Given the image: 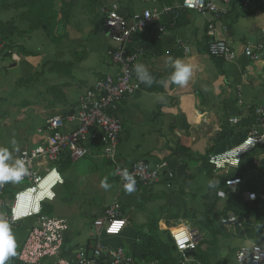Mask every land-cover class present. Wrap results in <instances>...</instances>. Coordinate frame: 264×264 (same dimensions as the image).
Here are the masks:
<instances>
[{"label":"crops","instance_id":"obj_1","mask_svg":"<svg viewBox=\"0 0 264 264\" xmlns=\"http://www.w3.org/2000/svg\"><path fill=\"white\" fill-rule=\"evenodd\" d=\"M25 1L0 0V149H7V158L3 161L7 167L17 165L22 149L43 143V134L38 132V128L43 127L48 118L74 112L79 97L86 89L100 77L117 72V66L108 62L107 51L114 42L106 34L103 22L101 26L92 25L85 35L68 20L60 35L48 37L42 30L34 29L36 26L33 27L32 20L36 16L26 9ZM144 2L150 5L144 6L142 11L150 9L158 12L165 6L179 3L180 0ZM117 5L101 6L99 11L104 15L103 9H116L123 15ZM58 8L51 7V11ZM227 8V12L219 19L212 14L188 10L181 11L177 17L165 15L161 22L166 25V29L160 36L155 35L153 27L151 33L154 36L147 39L150 43L147 41L140 45L139 37L134 38L133 46L144 49L137 64L144 65L149 74L156 73L160 82L162 81V88L147 90L134 73L140 89L125 96L119 106L123 130L119 134L117 161L119 164H128L139 159L153 163L166 161L167 170L172 175L165 173L152 185L141 186L131 192L123 191L120 187L115 190L114 183L118 184L115 167L102 156L101 145L90 139L89 161L83 160L79 171H85L88 166L89 173H93V186L98 188V195L108 197L107 201H99L90 209L94 210L96 218L102 214L105 206L118 200L124 212L122 217L127 223L119 234H104L110 239L106 237V243L103 244L99 239L103 233L95 237L91 224L87 229L74 224L72 229L70 220L73 212L67 206H61V213L53 215L65 218L68 223L61 254L58 258H44L36 264H59L58 259L63 260L62 264H73L77 249L86 247L89 250L96 243L105 247L123 246V243H127L128 248H124L132 254L140 230L149 232L150 227H159L164 232L169 228L171 234L173 229L187 225L199 234L198 243L203 238L208 241L201 247L208 253L210 264H230L229 252L225 255L221 252L230 251L234 247L235 239L230 238L229 234H222L214 226L206 228L201 222L199 225L191 222L193 214H197L199 219L206 212L201 211L203 205L206 208L214 202L209 208V213L213 215L215 211L212 210L223 204L216 194L220 188L217 184L209 187V182H212L211 175L220 176L227 170L218 172L220 170L213 171L210 165L204 167L203 163L208 154L240 142L251 124V118L244 117L248 113L247 108L264 103V9L259 2L248 8L234 4ZM133 12V18L123 16L130 20L141 14L136 15L134 9ZM210 20H213L219 36L225 38L237 53L235 60L223 61L207 53L206 29ZM11 25L18 29L12 35ZM98 32L103 33L107 43L99 39L96 35ZM246 42L254 47L257 43L262 44L258 59L253 60L244 54L243 47ZM183 46H187L189 50L185 51ZM177 59L192 67L191 78L183 86L170 79L171 73L175 71L171 62ZM235 117L243 119L233 124L231 119ZM75 127L76 122H68L65 129ZM220 132L222 138L216 142ZM13 140L17 142L19 151L16 150L17 145H13ZM246 158L253 161L252 168L240 176L241 181L235 186L236 190L264 191V152L259 148ZM60 165L61 163L59 167ZM227 169H230L229 173L238 174L240 165ZM63 171H59L62 178ZM21 183L23 182H9L8 187L0 194V222L9 225L15 240V255L9 256L5 264H11L15 260L19 264H26L19 262L17 255L32 219L13 224L5 221L8 213L6 204L12 199L9 191L16 192L24 187ZM104 183L109 187L102 188ZM55 187V198L48 202L60 199ZM62 201L65 200H60L59 204ZM96 201L95 199L94 202ZM99 206L102 208L98 209ZM259 206L260 202L257 203L258 209ZM83 211L86 213L84 208ZM128 211L134 213L130 214ZM259 214L254 216V226L236 228V232L240 236H253L249 245L258 244L264 247V211ZM223 216L220 214V217ZM23 222L26 223V230L19 234L17 229L22 227ZM202 228L207 231L204 236ZM212 229L217 232L215 241L210 237ZM226 241L229 244L224 251L221 245ZM246 246H236L231 252H237L239 248ZM211 249H215L214 254H211ZM104 264L112 263L107 259ZM231 264L244 263L237 258Z\"/></svg>","mask_w":264,"mask_h":264},{"label":"built area","instance_id":"obj_2","mask_svg":"<svg viewBox=\"0 0 264 264\" xmlns=\"http://www.w3.org/2000/svg\"><path fill=\"white\" fill-rule=\"evenodd\" d=\"M258 2L264 9V0H181L174 5L163 7L158 12L144 9L139 17L130 20L116 9H103V28L114 42V45L107 51V58L109 63L117 66V72L100 77L86 89L79 97L74 112L66 116L48 118L44 126L38 128V132L43 134V143L22 149L18 155L17 162L27 169L26 175L20 182L28 184L16 191L10 203L6 204L8 213L5 221L13 224L32 219L17 255L18 261L36 264L44 258L60 256L68 223L65 218L44 213L42 206L45 201L55 198L53 188L63 182L58 171L59 164L64 160L75 162L91 155L90 139L101 145L102 154L114 165L115 176L123 191H126L125 185L128 183L133 184V190H138L140 186L152 185L165 173L168 176L172 175L167 170L166 161L153 163L139 159L128 164H119L117 161L119 134L123 130L119 106L125 96L140 89L139 83L134 79L133 68L143 55L144 49L133 46L135 36L149 37L153 27L155 35L160 36L166 29L161 18L165 15L177 17L183 10L212 14L219 19L224 16L230 5L248 8ZM206 36V49L211 57L223 61L236 59L237 53L225 38L219 36L213 20H210L207 25ZM183 48L185 51L189 50L187 46ZM261 49V43H257L254 47L246 42L243 52L246 56L256 60L259 58ZM247 111L244 117L248 119L251 116L252 123L244 138L231 147L208 154L207 162L213 171L236 168L246 155L258 147L264 148V103L249 106ZM242 119V117H235L231 119V122L236 124ZM68 122H76V127L66 130L65 126ZM47 178L49 182L46 187L50 193L45 192L37 201L35 198L34 200L28 199L26 196L28 193L37 195L40 190L44 189L41 185ZM240 181L239 177L228 178L225 180V187L232 193H238L244 203L264 202V191L242 190L238 192L235 186ZM8 184L9 182L0 183V194L5 191ZM227 190L218 189L216 194L220 198H226ZM121 210L122 206L118 200L104 207L102 214L92 221L95 237H98L101 232L110 235L119 233L123 229L127 222L122 217ZM253 220L252 215L238 214L233 210L220 217L221 223L236 226L251 223ZM170 235L175 247L177 264H204L194 255L199 240V234L195 229L190 226H180L173 229ZM236 256L244 264H264V247L258 244L241 247L236 252ZM107 259L112 264H135L137 262L132 254L125 251L122 246L105 247L96 243L89 250L86 247L77 249L74 253L73 264H104ZM62 261L58 259L59 264H62ZM144 264H154V262H144Z\"/></svg>","mask_w":264,"mask_h":264},{"label":"rangeland","instance_id":"obj_3","mask_svg":"<svg viewBox=\"0 0 264 264\" xmlns=\"http://www.w3.org/2000/svg\"><path fill=\"white\" fill-rule=\"evenodd\" d=\"M115 4L119 5V6L117 5L118 10L128 18L134 17L133 9L135 10L136 15H138L139 13H141L144 6L150 5L147 2L145 3L144 0H54V5H53L54 8H56V6L59 8L58 10L57 9L55 10L57 15L55 19H53V21L51 22L52 25L49 26L50 27L49 31L53 37H57L56 35H60L62 33L65 22L69 20L71 21L73 26L79 29L78 30L79 32L81 31L80 33H83V34L85 33L86 35L88 28L93 27L92 25H96L101 20V13L99 11L100 7L101 6L108 7V6H112ZM124 4H125V7L123 6ZM96 35L99 37V39H103L107 43L108 40L105 39V37L103 36V33L98 32L96 33ZM101 59L103 60L102 56H101ZM102 156L104 157L103 154ZM88 157L89 156L82 158V160L71 162V163L61 162V165L58 168V170L59 171L64 170L63 171L64 172L63 173L64 182L62 184H58V186H56L54 189L58 193L60 199H56L55 201H52V202L45 201L46 203L45 205H48L47 212H48V215L50 216L58 215L62 211L61 208L62 207L65 208L66 206L73 212V215L71 216V220H70V225L72 229H74V226H73L74 224H78L79 226H81V228H84V229H87L89 224L92 225V220L96 213L94 212V210L90 209L91 206H94L95 203H98L99 201L103 202V201H107L108 199V197L105 195H102V194L98 195V188H95L93 186V180H92L93 173L91 172L89 173L90 169L88 168V166H86L85 171H79V169L81 170L82 168L81 162L83 160L84 161L88 160L89 159ZM224 170L225 169H222L218 172H222ZM226 170L227 171L222 172L220 174L221 177L226 176L227 173L230 172V169H226ZM84 172H85V176L82 177ZM27 184H28L27 182H23L21 183V186H26ZM114 185H115V190L116 188L118 190L119 185L117 183H114ZM102 188H105V187L103 186ZM9 192H10V197L12 198L15 191H9ZM95 199L97 200L96 202H94ZM221 199L223 201V204L220 205L219 208H216V209L214 208V210H212V211H215L213 215L209 213L210 209L206 211L205 205H203L202 207L203 209L201 211L205 210L206 212H203V214H201L202 217H199V219L197 218V214H193L191 222L194 221V224L196 223V225H199L201 222L203 226L207 228L208 227L207 225H209V222L212 220L213 223L208 228L214 226L216 229H220V232L221 233L223 232L222 234H229L230 238L235 239V241L233 242L234 247H232L230 251H226L225 249V247L228 246L229 244L228 241H226L224 244L221 245V248L224 249V251H226V252L222 251L221 254L225 255L226 253L229 252L228 258L231 264L237 261V257L235 255L236 251H233L232 253L231 250L233 248L236 249L237 248L236 246H240L242 244L250 246L249 244L252 242V238H253V236H249V237H245L243 235L240 236L238 232H236L237 230L236 228L245 227V226H254L255 225L254 223L256 222L254 219L251 223L237 225L238 227H236V225L234 224L221 223L220 218L219 220L213 221L214 219H217V217H220V214L223 210L226 198H221ZM60 200H65V201H62L59 204ZM81 207L84 208L87 214L84 213L83 208L81 209ZM101 208L102 206H99L98 209H101ZM257 210H258V213H257L258 216L260 215L259 214L260 212L264 211L263 201H260V206H259V209L257 208ZM128 213L133 214L134 212L128 211ZM130 214H128V217L130 216ZM23 223L24 224L22 225V227L20 229H17L19 234H23L24 231L26 230V225H25L26 223L25 222ZM135 226L133 229H135ZM136 229L138 228L136 227ZM149 230L157 232L155 229H152L151 227ZM157 230L162 232L159 227L157 228ZM201 230H202V235L204 236V233L207 231L205 228H202ZM169 231H170L169 228H167L166 232L169 233ZM119 233H116V234H119ZM101 234L102 236H100L99 239H101V243L104 244L106 243L105 238L106 237L109 238V236H105V235H109V234H106L105 232H101ZM116 234H110V235H116ZM164 237L166 238V236L163 234L162 238ZM205 237L209 238V236H206V235ZM237 240L239 241V243L237 242ZM112 245H115V244L112 243ZM122 245H123L122 246L123 248L124 246L126 249L128 248L127 243L126 244L123 243ZM111 247H116V246H111ZM126 249L125 251H127ZM214 251L215 249H211L210 250L211 254H214ZM50 264H53V262H51Z\"/></svg>","mask_w":264,"mask_h":264},{"label":"trees","instance_id":"obj_4","mask_svg":"<svg viewBox=\"0 0 264 264\" xmlns=\"http://www.w3.org/2000/svg\"><path fill=\"white\" fill-rule=\"evenodd\" d=\"M24 5L26 6V9L29 12H31V14L36 16V19L32 20L33 27L34 25L36 26L34 27V29L38 28L42 30L48 37H52L49 31L50 30L49 26L52 25L51 22L53 21V19H55L57 15L55 10L51 11V7H54L53 6L54 0H26ZM101 16H102L101 20L99 21V23H97L98 25L100 24V26L103 22L104 15L101 14ZM10 31H11L10 35H12L15 32H17L18 29L16 27H12L11 25ZM151 35L152 33L149 35V37L142 36V35H136V36L139 37L140 39L139 41L140 45L141 44L144 45L147 41L149 42V40L147 39L153 38L154 35H152V37ZM150 75L154 78L152 85L147 86L146 84L142 83V86L149 91H155L157 89L160 90L162 88V81L160 82V80L158 79L159 76L154 72L150 73ZM166 76L167 75L164 76L165 80H166ZM251 114H252V111H251ZM250 118L252 117L249 116L248 119ZM221 138H222V132L219 133L216 139V142H219ZM259 148L264 152L263 147H258L253 152L255 153ZM246 157L247 155L242 159L240 163V171L238 172V174L229 173L223 177L211 175L212 182L217 184L218 188L227 190L225 187L226 179L233 178V177L241 178L240 176H243L244 174L247 173V170H250L252 168L251 164L253 163V161H248L250 158L247 159ZM263 163H264V158H263L262 164ZM203 166L204 167L209 166L207 162V158L205 162L203 163ZM225 200L226 201H225L223 210L221 212L222 216L223 215L225 216L226 213L231 210H233L234 212L238 214H250L253 217L258 212L257 203H253V204L244 203V201L242 200V198L240 197L238 193H232L231 191L227 190V195H226ZM213 205H214V202L206 206V211L209 210V208H211ZM42 211L46 214L48 213L47 206L45 204H43L42 206ZM121 212L123 215L124 214L123 208ZM263 222H264V219H263ZM211 224H212V220L209 222V225L207 226L209 227ZM152 229H155L157 232L151 231V230H149L151 232H145L143 230H140L138 232L137 242L135 244L134 251L132 252L133 258L137 261L135 264H144V262H147V263L154 262V264H177V259L175 255V247H174V243H173L170 233L166 231L164 233L160 232L159 230H157L156 227ZM210 233H211L212 240L215 241L216 240L215 234L217 232H215V230L212 229L210 230ZM163 234L166 236V238L165 237L162 238ZM206 241L207 240H205L204 238L200 239L198 246H197V250L194 253V255L198 259L202 260L204 264H210V262L208 261V256H207L208 253L205 250H203L201 247V245L205 244ZM141 261H144V262H141ZM11 264H19V263L17 262V260H15Z\"/></svg>","mask_w":264,"mask_h":264},{"label":"clouds","instance_id":"obj_5","mask_svg":"<svg viewBox=\"0 0 264 264\" xmlns=\"http://www.w3.org/2000/svg\"><path fill=\"white\" fill-rule=\"evenodd\" d=\"M171 67L175 69L171 73L170 79L177 85H186L192 75V67L183 63L181 60L177 59L171 62ZM133 71L140 83H144L147 86H151L154 78L148 73L146 67L142 64L134 65ZM13 145H17L15 140L12 141ZM16 150L19 151V146L17 145ZM7 149H0V183H19L20 180L26 175L27 169L20 163L17 162L15 168L7 167L3 161L7 158ZM103 186L108 188L109 185L104 183ZM214 182H209V187H215ZM128 192L133 191V184L128 183L125 185ZM15 255V240L11 234L9 225L4 222H0V264H5V260L9 256Z\"/></svg>","mask_w":264,"mask_h":264},{"label":"bare ground","instance_id":"obj_6","mask_svg":"<svg viewBox=\"0 0 264 264\" xmlns=\"http://www.w3.org/2000/svg\"><path fill=\"white\" fill-rule=\"evenodd\" d=\"M52 176H50V178H51ZM48 182H49V178H47V179H45L43 182H42V188H44L43 190H40L39 192H38V194L37 195H35V194H33V195H31V193H28L26 196H27V198L28 199H30V200H34V198L36 199V201L39 199V198H41L42 196H43V194L45 193V192H47V193H50V190H48V187H46V185L48 184Z\"/></svg>","mask_w":264,"mask_h":264}]
</instances>
